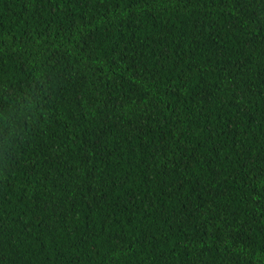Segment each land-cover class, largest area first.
<instances>
[{
    "label": "trees",
    "instance_id": "trees-1",
    "mask_svg": "<svg viewBox=\"0 0 264 264\" xmlns=\"http://www.w3.org/2000/svg\"><path fill=\"white\" fill-rule=\"evenodd\" d=\"M0 264H264V0H0Z\"/></svg>",
    "mask_w": 264,
    "mask_h": 264
}]
</instances>
